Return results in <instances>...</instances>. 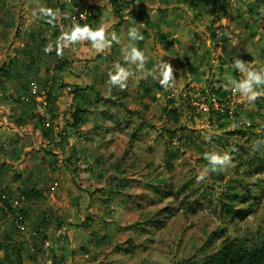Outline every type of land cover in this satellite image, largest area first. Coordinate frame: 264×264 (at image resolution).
<instances>
[{"label":"rangeland","instance_id":"obj_1","mask_svg":"<svg viewBox=\"0 0 264 264\" xmlns=\"http://www.w3.org/2000/svg\"><path fill=\"white\" fill-rule=\"evenodd\" d=\"M42 6L62 14L55 27L32 15ZM74 21L120 42L45 53ZM130 45L145 71L171 63L174 86L141 78ZM236 58L264 69V0H0V264H186L258 245L264 95L225 88ZM117 62L124 90L107 83ZM206 152L232 164L197 183Z\"/></svg>","mask_w":264,"mask_h":264},{"label":"clouds","instance_id":"obj_2","mask_svg":"<svg viewBox=\"0 0 264 264\" xmlns=\"http://www.w3.org/2000/svg\"><path fill=\"white\" fill-rule=\"evenodd\" d=\"M32 15L37 19H44L48 24L54 27L56 26V22L62 18V14L59 10L44 6L40 7L38 10H34ZM221 35L230 36V33H223ZM128 36L130 40L134 41L143 39L139 29L134 26L128 29ZM85 41L89 42L91 48L97 53H102L106 49H109L113 42H120L115 33H112L109 39L106 25L101 24L94 29L88 24L81 25L74 21L69 29H62L54 45H47L44 51L45 53H51L55 50L57 56H62L65 48H70L73 45ZM122 55L125 63L137 66V69L141 73V78L152 76L164 89H169L174 86L176 78L171 63L161 60L157 68L151 71H145L147 57L139 48L130 45L122 49ZM233 67L242 74V78L239 80L229 78L225 85L226 89H230L233 94L238 93L241 97L246 98L249 103L255 102L264 95V92L257 90L258 88L264 87V69H252L240 58L234 60ZM130 75H132V73L129 69L117 62L114 65V71L108 73L107 83L111 87H118L124 90L127 88ZM233 127H235V125H233ZM216 134L218 133L209 132L205 136V140L211 141L212 136ZM261 145H264V140L255 141L253 143V150H258ZM204 159L207 161V165L198 170L196 176L197 183L204 181L210 173L224 171L232 164V156L228 152H206L204 154Z\"/></svg>","mask_w":264,"mask_h":264},{"label":"trees","instance_id":"obj_3","mask_svg":"<svg viewBox=\"0 0 264 264\" xmlns=\"http://www.w3.org/2000/svg\"><path fill=\"white\" fill-rule=\"evenodd\" d=\"M127 2L130 3L131 1ZM122 4L119 2L116 10H120ZM2 72L5 74L4 71ZM71 116V124L74 125L77 122L76 113ZM250 163L252 166H255V169L258 172H264V160H252ZM232 212V216L242 219L248 211L245 210L242 212L241 210H235ZM186 264H264V238L260 239L258 245L254 248H248L242 242L234 243L230 241L222 244L218 249L210 254H207L200 261Z\"/></svg>","mask_w":264,"mask_h":264},{"label":"built area","instance_id":"obj_4","mask_svg":"<svg viewBox=\"0 0 264 264\" xmlns=\"http://www.w3.org/2000/svg\"><path fill=\"white\" fill-rule=\"evenodd\" d=\"M45 92H38L34 89H32L31 93H30V96L31 97H34V98H37L40 94H44Z\"/></svg>","mask_w":264,"mask_h":264}]
</instances>
